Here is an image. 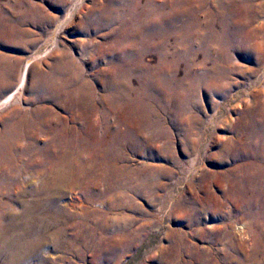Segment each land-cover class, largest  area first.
I'll return each mask as SVG.
<instances>
[{
    "label": "rangeland",
    "instance_id": "374dc122",
    "mask_svg": "<svg viewBox=\"0 0 264 264\" xmlns=\"http://www.w3.org/2000/svg\"><path fill=\"white\" fill-rule=\"evenodd\" d=\"M259 3L0 0V133L19 112L45 127L3 138L0 209L20 211L43 172L80 179L51 196L67 221L26 264L261 261L244 260L254 245L239 231L264 248ZM63 77V103L50 100L41 86ZM76 89L92 110L67 103Z\"/></svg>",
    "mask_w": 264,
    "mask_h": 264
},
{
    "label": "bare ground",
    "instance_id": "6f19581e",
    "mask_svg": "<svg viewBox=\"0 0 264 264\" xmlns=\"http://www.w3.org/2000/svg\"><path fill=\"white\" fill-rule=\"evenodd\" d=\"M250 2H248V3H250ZM259 2H260L259 6L264 11V0H259ZM255 17H257V16H255ZM258 18H259V16H258ZM252 30L256 31L255 33H257V35H259L260 42L257 43V48H259L260 56H264V26H263V24H260L259 26L255 27ZM255 33H253V34H255ZM197 40L200 41V38L198 37L196 39V41ZM209 48H210V46L208 44L203 46V48L201 46V49L204 52H207V50ZM255 51H256V49H255ZM182 52L184 54V52H186V50L183 49ZM3 70H1V71H3ZM4 73H5V71H4ZM47 74H48V76H44L45 78L50 77V73H47ZM39 77H41V76H39ZM7 80H8V78L3 76L0 73V84L3 85ZM57 80H59V79H57ZM41 81L43 84H45L43 82V80H41ZM46 81H47V79H46ZM60 83L61 84H59L56 87H55V83H52V82H49L50 86L48 83H46V85H43V86L40 85L41 88H43L41 90L45 89L44 91H45V93H48V95H49L48 98L50 100L61 101V97L63 95L61 96L60 92L63 91V87L67 83L64 77H63L62 82H60ZM84 89H86V88H84ZM112 92H113V94L115 92L119 93L120 92L119 87H116ZM80 94H81V91L76 89V91L67 98L68 99L67 103L74 105L77 102H82V100H85V98L83 99ZM86 95H87L86 96V100H87L86 104L88 103L87 105H88L89 109L92 110L94 107V103L92 102V99L88 98L89 96L91 97V93L90 94L86 93ZM108 97H109V95H108ZM61 102L63 103V101H61ZM119 103H121V105H123V102H119ZM19 113L20 114L18 115L19 116L18 121L11 124V126L9 127L8 130H6L3 133H0V154H3V151L6 152L9 148L6 141L5 140L3 141V138L5 139V137L11 136L14 139L17 138V141L21 140V139H26V136H24L23 132L31 131V130L35 131V126H36L37 132H39V131L43 132L44 131L45 127L43 126V122L42 123L36 122L35 117L33 119V122H30V119L28 118L29 115L27 116V114H25L23 112H19ZM29 117H31V116H29ZM19 128H23V131H21V133H19ZM52 132H53V130H52ZM53 133L55 135L58 134V132H56V133L53 132ZM6 154H8V152ZM3 161L4 160L0 159V167L3 166ZM61 162L63 163L64 161L62 160ZM43 174L46 176L45 182L42 185H40V187L38 188V189L42 190V198H43L42 200H38L39 196H41V195H39L41 191L38 192V189H37L32 193L29 192L28 196L31 198V201L24 204L21 207L20 211L16 212L15 210H11L8 214H5V212L2 211V209H0V264H26V262H28L29 260L34 258L36 256V254L41 250V247H43L45 245L44 234L46 233V231L50 230L51 228L58 227V225L61 224L59 222V219L67 221V216L65 214V211L63 209H57L56 205H54V202H53L51 196L54 193L62 192V190L64 188H69L70 186H73L74 184L79 183L80 179L77 177L70 178L67 175L68 173L61 170L60 168H58V169L55 168V170H53V171L50 170L48 175H46L44 172H43ZM72 205H73V203L69 204L68 206L72 207ZM78 208L79 209L84 208L85 211L83 212L82 216H84V218L88 219L87 215H89V216L91 215V213L87 210L89 208V206H87L86 204H79ZM5 215H8V216L6 217ZM85 227L86 226L83 225L79 229L80 230H86V229H83ZM93 229H94V232L99 231V233H100V228L93 227ZM65 230L66 229L64 228V231ZM77 230H78V228H77ZM239 231H240V233L244 239H246L249 243H252V245H254V248H250L251 254L248 257L244 255V260L247 262L248 261H254L255 260L254 258L259 257L261 259V261H257L258 263H255V264H264V248H258V244H257L258 238H257V235L255 234V232L252 231L250 228L245 227V225L240 226ZM53 238H55V237H53ZM54 240H56V239H54ZM54 240H52V241H54ZM254 256H256V257H254Z\"/></svg>",
    "mask_w": 264,
    "mask_h": 264
}]
</instances>
